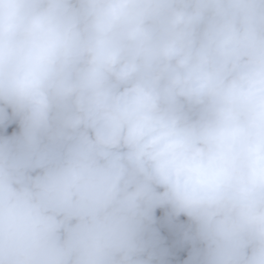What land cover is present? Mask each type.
Masks as SVG:
<instances>
[{"label": "clouds", "instance_id": "clouds-1", "mask_svg": "<svg viewBox=\"0 0 264 264\" xmlns=\"http://www.w3.org/2000/svg\"><path fill=\"white\" fill-rule=\"evenodd\" d=\"M0 264H264V0H0Z\"/></svg>", "mask_w": 264, "mask_h": 264}]
</instances>
